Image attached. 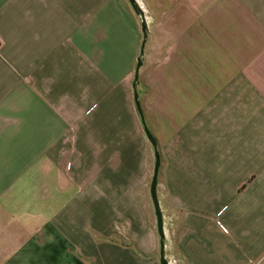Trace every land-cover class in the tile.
Here are the masks:
<instances>
[{"label": "crops", "instance_id": "crops-1", "mask_svg": "<svg viewBox=\"0 0 264 264\" xmlns=\"http://www.w3.org/2000/svg\"><path fill=\"white\" fill-rule=\"evenodd\" d=\"M168 264H264V0H134ZM126 0H0V264H159Z\"/></svg>", "mask_w": 264, "mask_h": 264}, {"label": "water", "instance_id": "water-1", "mask_svg": "<svg viewBox=\"0 0 264 264\" xmlns=\"http://www.w3.org/2000/svg\"><path fill=\"white\" fill-rule=\"evenodd\" d=\"M126 1L129 3L130 7L133 9L135 14L140 18V21H141V31H142L143 40L140 46L139 56L136 59L134 78L132 82V90H133L134 104L140 116V121L143 127L144 134L154 150L155 163H154L153 174L151 177V182H150V187H149V194H150V198H151L153 208H154V215H155V220H156V232L159 238V264H168V261L166 260L165 255H164L165 235H164V229H163V220H162V215L160 212L157 195H156V186H157V180H158V170H159L160 160H159L158 152L156 150V142L145 125L144 117H143V114L140 108V103H139L138 94H137L138 72L142 66V57L144 54V45H145V40H146V28H145V24L143 20V14L140 8L135 3V1L134 0H126Z\"/></svg>", "mask_w": 264, "mask_h": 264}]
</instances>
